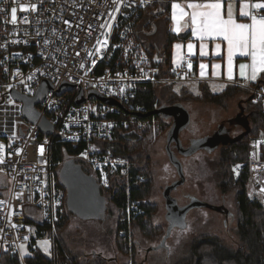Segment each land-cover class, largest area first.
<instances>
[{
  "label": "built area",
  "instance_id": "1",
  "mask_svg": "<svg viewBox=\"0 0 264 264\" xmlns=\"http://www.w3.org/2000/svg\"><path fill=\"white\" fill-rule=\"evenodd\" d=\"M154 1L134 0L129 7V0H123L121 11L112 13L113 19L109 15L114 7L112 0H43L42 6L40 0H0V9H4L0 11L1 132H6L8 118L13 122V134L0 136V145L5 146L0 152L4 157V162H0V201L4 202L0 204V256L16 255L23 263L25 255L18 245L28 246L35 226L50 225L54 230L63 193L50 162L53 142L81 145V163L92 169L103 187L113 175L128 177L130 162L102 144L113 140L116 128L128 126L129 111H140L132 107V100L142 84H180L190 78L194 68L192 55L184 54L179 66L170 67L171 75L161 77L156 56L137 37L139 17ZM31 3H37L36 12L20 11V4ZM12 7H17L15 25L11 23ZM105 22L113 27L100 29L98 24ZM98 39H107L108 44L96 54ZM189 62L193 66L190 70ZM185 73L187 76L182 79ZM30 75L34 79L28 80ZM42 81L43 92L35 104L39 117L32 123L22 116V103L13 98L11 90L33 96ZM46 82L51 84L50 88ZM63 83L67 85L60 94ZM122 87L124 93L119 91ZM78 89L83 101L75 103ZM247 89L255 102L264 99L263 85H248ZM90 92L96 96L88 97ZM41 116L52 125L51 135L41 133ZM137 126L142 123L137 122ZM262 142L264 138L253 143L247 189L251 199L264 205V193L260 192L264 188V157L259 152ZM2 174L6 181L1 179ZM25 236L26 241L22 239Z\"/></svg>",
  "mask_w": 264,
  "mask_h": 264
},
{
  "label": "trees",
  "instance_id": "2",
  "mask_svg": "<svg viewBox=\"0 0 264 264\" xmlns=\"http://www.w3.org/2000/svg\"><path fill=\"white\" fill-rule=\"evenodd\" d=\"M171 1L155 0L140 15L136 28L139 38L140 28L151 30V25H153L151 22H153V29H157L156 24L163 19L164 40L160 48L155 44L146 46L151 55H156L157 52L159 57L157 64L161 77L171 75L169 73L171 45L174 40L183 38L182 35H176L171 31ZM259 85L264 86V74H260L257 81L251 83L250 87ZM165 95H167L166 98ZM237 95H245L241 97L240 107L247 113L250 130L239 139L223 146L219 157L209 163L211 171L216 176L219 191L225 195L227 193L233 195L235 211L230 216L234 222L233 232L227 241L214 236H202L192 241L189 246L190 256L187 264H264V205L259 200L251 199L247 189L248 161L253 142L264 138V99L255 102L250 90L236 85H227L221 92L213 93L207 85L202 83L199 84L198 94H193L184 87L176 91L174 84L171 83L142 84L132 100V107H138L140 111H129V114L133 116H127L130 120L128 126L116 128L113 140L102 144L113 154L127 159L131 166L128 177L113 175L109 178L106 187L100 185L105 200L111 202L117 210L114 246L123 258L130 260L122 264L129 262L130 264H142V260L138 261L136 258L140 239L155 241L161 239L164 233L163 228L152 221L157 208L156 204L150 201L153 187V164L149 148L159 136L167 132L172 120L158 115L142 117L139 114L150 112L160 106L188 101L209 103L225 108L227 101ZM137 122L142 123V126L138 127ZM80 146L55 141L49 149L50 162L55 169L57 184L64 193L59 217L54 223V230L50 225L37 224L31 242L28 244L29 254L23 258V263L16 255L4 253L0 256V264H107V259L99 252L87 258L83 253L70 251L62 237L73 214L66 207V190L60 182L56 165L59 164L58 167H60L62 162L70 158L79 162L83 170L89 173L88 166L81 163ZM259 152L264 157V142L259 144ZM236 165H241V167L237 169ZM47 236L50 240L49 256L35 246L37 239Z\"/></svg>",
  "mask_w": 264,
  "mask_h": 264
},
{
  "label": "rangeland",
  "instance_id": "3",
  "mask_svg": "<svg viewBox=\"0 0 264 264\" xmlns=\"http://www.w3.org/2000/svg\"><path fill=\"white\" fill-rule=\"evenodd\" d=\"M151 24H153L151 30L143 28L138 30L139 39L145 46L155 44L160 48L164 40L163 19H160L156 24L157 29H153V22ZM156 56L158 57L157 52ZM179 85V83H175L174 90L177 91ZM244 96L237 95L230 98L225 108L196 101L181 103L189 112L188 128L179 133L182 142L186 143L190 138L210 134L224 122L227 128L230 127L228 129L230 136L240 133L242 127L234 122L228 123L226 119L233 118L237 114L238 104L241 105V97ZM166 97L167 95H165ZM169 121L171 120L169 119ZM220 151H222V147L215 148L211 153L197 151L190 155H177L176 158L182 167L183 182L172 189L170 195L176 199L181 207L188 206L191 198H199L201 201L205 200L216 206L223 205L231 212V215L234 213L233 195L231 193L225 195L219 191L216 185V176L209 165L211 161L219 157ZM149 155L153 164V187L150 201L154 202L157 208L152 221L155 225L161 226L164 233L161 239L155 241L140 239L137 260H142V264H187L190 256L189 246L195 239L202 236H214L224 241L229 240L233 232V219L229 216L225 221L220 211L209 207L196 205L187 210L184 216L187 225L186 231L181 227H168L169 220L168 217H165L166 207L162 191L164 186L180 180L182 176L169 160L165 150V134L159 136L150 146ZM56 166L59 171V164ZM87 171L93 173L89 167H87ZM1 179L7 180L5 174L1 175ZM116 217V208L107 200H105L104 211L98 216L81 219L72 215L62 233L66 247L72 252L83 253L87 258L91 254L99 252L107 259V264H122L124 261H130L129 258H123L114 246ZM45 239L50 241L48 236L42 237L36 240L35 246L49 256L50 247L46 252L38 243ZM26 250L29 253V245Z\"/></svg>",
  "mask_w": 264,
  "mask_h": 264
},
{
  "label": "snow or ice",
  "instance_id": "4",
  "mask_svg": "<svg viewBox=\"0 0 264 264\" xmlns=\"http://www.w3.org/2000/svg\"><path fill=\"white\" fill-rule=\"evenodd\" d=\"M15 2V0H14ZM134 0H129L128 6L131 7ZM42 6L43 0H40ZM114 7L112 12L109 13L112 16V13L120 12L121 6L123 5V0H112ZM19 9L21 12H36L38 10L37 3L31 4H20ZM171 20L174 23L172 31L175 33H181L185 29H190L191 34L198 41L205 40H217L220 39L226 42L227 45V58H226V78L229 81L235 79L234 75V57L239 55L240 57L250 58V62L241 63L238 66L239 77L251 82H256L260 74H264V0H257V2L252 3L250 0H240L238 16L236 10V0H189L188 3L182 5L180 3L171 4ZM4 11V9H0ZM11 23L15 25L17 23V7H12L10 9ZM115 19L114 16H112ZM247 19L248 22H241L242 20ZM24 23H29L28 18L24 17ZM65 24H68V21H64ZM71 27V25H69ZM91 27V25H89ZM98 27L100 29H111L113 25L105 22L99 23ZM107 36L109 33H102ZM39 35V33H37ZM99 47L95 48V53L99 54L107 46L108 40H97ZM183 45L177 43L174 45L176 49L174 63L180 65L183 57L181 56L180 50ZM200 54L201 56L207 55L205 49L208 47L205 43H200ZM188 53L191 55L193 53L194 45L189 43L187 45ZM222 45L220 43L215 44V49L217 50L216 54L220 55ZM19 55V54H16ZM79 55V53H77ZM88 55H93V53H88ZM92 63L95 64V59L92 60ZM83 68L84 65L81 64ZM192 64L187 63V68L192 69ZM200 78L206 76L205 69L207 65L200 64ZM221 68L220 64L213 65V69L218 70ZM19 73H17L18 75ZM213 76H219L218 71H213ZM119 76L120 74L117 73ZM187 76V73L184 74L181 78L183 79ZM28 80L34 79V75L27 77ZM23 83V81H21ZM214 87H216L214 85ZM220 87H223L221 85ZM120 93L125 92V88L119 89ZM11 103V101H9ZM259 143V142H257ZM5 149L4 145H0V152H3ZM19 151V150H16ZM40 154L44 152L43 146L39 149ZM82 155H87L83 153ZM0 162H4V157L0 156ZM241 165H236L235 168H239ZM235 170V169H234ZM107 181L105 180V183ZM261 193H264V188L260 189ZM3 201H0V204H3ZM57 204L59 201L56 202ZM181 228L187 230V225L181 223ZM15 227V226H14ZM27 240L28 237L25 236L22 238ZM39 245L48 251L50 247V241L47 239L39 241ZM21 250L22 255H27L26 246L24 243L18 245Z\"/></svg>",
  "mask_w": 264,
  "mask_h": 264
},
{
  "label": "water",
  "instance_id": "5",
  "mask_svg": "<svg viewBox=\"0 0 264 264\" xmlns=\"http://www.w3.org/2000/svg\"><path fill=\"white\" fill-rule=\"evenodd\" d=\"M51 87V84L46 82ZM45 83L42 81L38 88L36 89V92L33 96H26L23 94H20L16 92L15 90H11V94L13 98L17 101H20L22 103V116L28 119L30 122H36L39 113L35 108V104L39 101L40 95L43 92V85ZM65 83L62 84L61 88L59 89V93L61 94L64 90ZM73 85V84H70ZM96 96L95 93L90 92L88 97ZM98 97V95H97ZM252 97V96H251ZM83 99H81V91L78 89V94L75 98V103L82 102ZM107 102L109 100H106ZM240 105V104H239ZM241 106V105H240ZM239 106V114L240 117L244 110L242 107ZM149 115H158L165 118H171L172 124L165 133V150L168 154L170 162L176 166L180 176H182V170H181V164L175 157V155L170 150V145L172 142L176 143V146L178 147L179 151L182 154H192L194 151L198 149L208 148L209 145L207 144L208 138H200L196 140L191 146H188L187 148H182L181 140L179 138V133L181 130L187 125L189 122V112L185 107L181 104H174L170 106H160L150 112L139 114V116L146 117ZM242 117V116H241ZM234 122V120H230L229 123ZM241 126H243V131L239 133L236 136H232L228 138V140H225L224 144L231 143L243 135H245L249 130L248 121L246 117H244V121L239 122ZM40 131L44 135H51L53 132V127L49 123L46 117L41 116L39 122H38ZM1 126H0V136H11L13 134V122L11 118L7 119L6 122V132H1ZM19 134H23L19 130ZM58 176L60 179V182L64 186L66 190V197H65V203L66 207L69 209V211L76 217L81 219H89L91 217L98 216L104 211L105 208V197L101 193L100 185L96 181L95 177L92 174L86 173L82 165L79 162H75L73 159H66L64 162H62L59 171ZM183 182V176L180 178V180L166 186L163 190V196L166 200L165 207L167 209V216L169 217L173 209L176 207L177 210L180 211V219L178 225L181 227V223L185 224V217H183V212H187V210L193 206H202V207H209L213 208L217 211H220L224 214L225 219L230 214L229 211L223 206H216L211 205L206 201H201L198 198H191L190 203L186 207H181L177 203L176 199H174L170 195V191L174 189L177 185L181 184Z\"/></svg>",
  "mask_w": 264,
  "mask_h": 264
},
{
  "label": "crops",
  "instance_id": "6",
  "mask_svg": "<svg viewBox=\"0 0 264 264\" xmlns=\"http://www.w3.org/2000/svg\"><path fill=\"white\" fill-rule=\"evenodd\" d=\"M180 3L182 5L186 4L189 2V0H172L170 2V25H171V31L174 27V23L171 20V4L172 3ZM239 2L236 0V10H237V18L239 19L238 16V9H239ZM252 3L257 2V0H252L250 1ZM264 14V13H262ZM241 22H248L247 19L242 20ZM172 33L176 35H182L183 38L176 39L173 41L171 45V67H177L179 65L174 63L175 59V53L176 49L174 48V45L179 43L183 45L182 49L180 50L181 56L184 54L188 53V48L187 45L189 43H192L194 45L193 48V53L191 54L194 60V68L192 69L190 73V78L184 82H181L179 85L180 87L186 88L188 91H190L193 94H198L199 93V84H205L207 85L208 89L212 91L213 93H219L221 92L225 86L227 85H236L239 87L247 88L248 85H250L251 81L245 80L239 77V69L238 66L241 63H248L250 62V58H244L240 57L237 55L234 57V75L235 79L232 81L227 80L226 78V58H227V45L226 42L217 39V40H205L203 42L198 41L196 38H194L191 34L190 29H185L181 33H175L172 31ZM200 43H205L208 45V47L205 49L207 52V55L201 56L200 54ZM220 43L222 45V48L220 51V55H217L216 52L217 50L215 49V44ZM156 56V55H155ZM157 59L159 57L156 56ZM182 61V60H181ZM203 63L207 65L208 67L205 69L206 76L204 78H200V64ZM220 64L221 68L218 70L213 69V65ZM213 71H218L220 73L219 76H213ZM260 76V75H259ZM258 76V78H259ZM214 85L216 87H214ZM223 85V87H220ZM255 142V141H254ZM253 142V143H254ZM160 247V246H158Z\"/></svg>",
  "mask_w": 264,
  "mask_h": 264
},
{
  "label": "flooded vegetation",
  "instance_id": "7",
  "mask_svg": "<svg viewBox=\"0 0 264 264\" xmlns=\"http://www.w3.org/2000/svg\"><path fill=\"white\" fill-rule=\"evenodd\" d=\"M239 104H238V108H239ZM238 114H239V110H238V112H237V114L233 117V118H228V119H226V122H228L229 123V121L230 120H234V123H236L237 125H239L240 127H242V131H243V126H241L240 125V123L239 122H241V121H244V117H246V119L248 120V116H247V113L246 112H244L240 117L238 116ZM188 124H189V122L187 123V125L182 129V130H184L185 128H188ZM228 129H230V127H226L225 126V122L224 123H222V124H220L213 132H211L210 134H206V135H204V136H201V137H198V138H190L189 140H188V142H186V143H183L182 142V140H181V145H182V148H187L188 146H191L196 140H198V139H200V138H204V137H207L208 138V141H207V144L209 145V147L208 148H203V149H198V150H196V151H194L193 153H195V152H199V151H204V152H207V153H211L215 148H218V147H223V146H225L226 144H224L225 143V140H228V138H230V137H232V136H230L229 135V130ZM241 131V132H242ZM240 132V133H241ZM239 134V133H238ZM236 136V135H235ZM179 138H180V136H179ZM165 144H166V142H165ZM170 150H171V152L175 155V157H177V155L179 156H182V155H188V154H182L180 151H179V149H178V147L176 146V143L175 142H172L171 143V145H170ZM192 153V154H193ZM166 186H168V185H166ZM166 186H164V188L166 187ZM164 188H163V190H164ZM163 192V191H162ZM172 192L170 191V194H171ZM199 199V198H198ZM201 200V199H200ZM205 201V200H204ZM206 202H208V201H206ZM165 203H166V200L164 199V205H165ZM209 204H211L212 205V203H210V202H208ZM180 206V205H179ZM178 208H174L173 209V212H172V214L168 217L167 216V209H166V213H165V217H168V220H169V225H168V227L170 228V227H175V225H178V223H179V219H180V216H179V214H180V211L179 210H177ZM229 215L227 216V218L229 217V216H231V212L229 211ZM185 214H186V211L185 212H183V217L185 216ZM223 214V213H222ZM223 216H224V214H223ZM227 218L225 219V216H224V220L226 221L227 220ZM176 227H179V226H176Z\"/></svg>",
  "mask_w": 264,
  "mask_h": 264
}]
</instances>
